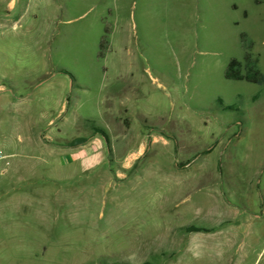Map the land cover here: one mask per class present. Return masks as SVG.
I'll use <instances>...</instances> for the list:
<instances>
[{
  "label": "rangeland",
  "instance_id": "rangeland-1",
  "mask_svg": "<svg viewBox=\"0 0 264 264\" xmlns=\"http://www.w3.org/2000/svg\"><path fill=\"white\" fill-rule=\"evenodd\" d=\"M242 32L264 74V0H0V264H264V84L224 77ZM79 136L99 161L56 144Z\"/></svg>",
  "mask_w": 264,
  "mask_h": 264
},
{
  "label": "trees",
  "instance_id": "trees-1",
  "mask_svg": "<svg viewBox=\"0 0 264 264\" xmlns=\"http://www.w3.org/2000/svg\"><path fill=\"white\" fill-rule=\"evenodd\" d=\"M110 32H111L110 26L108 24H105L104 32L99 41V50L97 52L98 57H103L108 49V34ZM240 41H241V46L244 50L242 59L231 58L224 70V77L226 79L246 80L252 83L264 84V74L261 72V70L258 67V56L254 55L252 52L253 41L250 40L246 35V33L244 32L240 33ZM218 101L221 102V99L218 98ZM88 125H90L89 128L94 133H100L105 138H108L107 133L103 129L93 125V122L88 121ZM86 141H87V137L79 136L66 142V145L77 146L85 143ZM190 230L198 231L201 229L192 228ZM143 264H149V263H143Z\"/></svg>",
  "mask_w": 264,
  "mask_h": 264
},
{
  "label": "crops",
  "instance_id": "crops-1",
  "mask_svg": "<svg viewBox=\"0 0 264 264\" xmlns=\"http://www.w3.org/2000/svg\"><path fill=\"white\" fill-rule=\"evenodd\" d=\"M127 112V108H124V113ZM116 120H118L119 122H121L125 129H124V133L123 135L126 137L128 136L127 134V130L129 129L130 125H131V119L129 116H127L126 114L124 116H119L116 117ZM108 136V135H107ZM85 137V136H83ZM45 139V138H44ZM70 140H62V141H58L56 142V144L61 145V146H66L69 148H79L82 149L79 152V157L74 156L73 154H71L70 156H68V161H72L74 159H82V161H84L85 164H88L87 166L92 165L93 163H95L97 160L99 161L101 158V145L99 146V148L96 150H89L87 149V141L83 144L77 145V146H68L66 145V142H68ZM167 140L165 137H163V135L161 134H157L155 132H149L147 134V139H145L142 144L140 146H138L136 148L135 151H132L131 153H129L127 156H125L122 159V163L120 166V169L115 173V176H120L122 178L127 177V172L130 170V168L133 167L134 163L136 160H138V157L144 152V149H146L148 146H153L158 142H162L165 143ZM45 142H49L48 140H45Z\"/></svg>",
  "mask_w": 264,
  "mask_h": 264
}]
</instances>
